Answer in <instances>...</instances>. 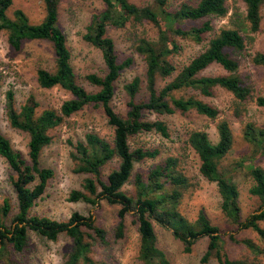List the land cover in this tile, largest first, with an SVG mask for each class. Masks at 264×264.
Returning <instances> with one entry per match:
<instances>
[{"label": "trees", "instance_id": "16d2710c", "mask_svg": "<svg viewBox=\"0 0 264 264\" xmlns=\"http://www.w3.org/2000/svg\"><path fill=\"white\" fill-rule=\"evenodd\" d=\"M45 15L39 23H31L21 9L9 17L7 10L12 0H0V32L7 33L8 42L15 49L28 39H46L51 42L54 53V70L45 68L37 70L39 86L51 88L60 86L67 90L71 97L62 102L59 111L45 109L35 115L36 102L29 99L21 106L20 111L14 107L13 92L6 93V113L10 125L29 134L28 158L16 150L10 141L0 132V155L14 173L11 179L15 193L17 211L12 223L6 218L11 213L12 204L5 197L0 202V259L9 258L10 248L20 252L28 241V230L31 229L42 237L56 240L65 233L72 240V245L62 264H104L95 260L90 252L95 242L106 244L105 230L96 225L91 216L73 212L68 220L58 221L47 216L32 215L30 210L35 201L44 193L48 180L54 171L40 165V153L44 146L51 142L49 129L58 125L64 117L79 111L84 106L93 104L100 106L108 124L113 128V139H107L96 133L85 134L84 140L74 144L71 156L75 160L74 171L89 174L82 183V190L74 189L69 194L70 201L82 200L95 205L98 200L105 199L110 204H118L117 223L114 237L120 239L125 235V216L132 212L137 224L139 245L137 257L142 264H170L166 254L157 246V237L152 224L156 220L161 226L172 231L175 238L183 244V252L190 253L193 245L201 237H207V247L201 256L202 262L214 257L220 264H264L258 256L264 249L251 238H236L232 233L229 239L241 243L248 255L230 258L223 247L219 228L199 210L195 220L191 221L179 210L178 205L183 190L190 186L188 177L178 169V160L172 156L153 166L146 177L136 174L134 178L135 192L126 193L122 187L129 180L134 164L145 158H154L156 149H131L129 137L142 131H156L167 137L168 130L161 120L149 121L143 118L145 110L157 114L186 112L197 113L215 118L218 110L201 99L175 97L174 90L192 87L197 88L205 96L212 95L214 87L219 86L230 91L237 99L244 100L250 94V88L236 74L238 61L231 57L226 49L241 50L245 43L238 28H223L212 37L207 47L194 56L178 74L161 88H157L158 76L166 77L173 73L175 67L170 56L179 50V44L171 35L189 37L200 41L202 36L212 29L205 17H222L227 13L225 0H199L195 5L183 2L174 10L167 9L169 0H153V5L137 6L129 0H101L104 9L94 14L83 38L99 48L106 66L104 75L89 73L86 80L97 86L96 92L87 91L76 80L71 65V54L66 45V37L58 25L59 0H42ZM245 5L243 29L252 33L259 29L261 22L260 8L264 0H242ZM148 21L157 27L156 39L138 37L133 48L145 61V87L148 93L146 100L136 101L135 96L140 89L139 77H133L124 85L129 97L128 110L125 116L119 115L111 106L114 95V82L121 72L133 64L132 57L119 59L115 51L113 39L107 34V27H123L127 21ZM190 22L184 27L182 23ZM242 27V26H241ZM253 61L264 63V53H257ZM212 63H218L227 74L199 75ZM259 105H264V96L257 98ZM218 140L213 143L205 131L190 132L188 142L200 160L199 172L209 181L215 182L221 198L220 208L226 220L236 229H251L260 238H264V208L247 217L241 216L239 191L233 177L219 168L220 160L232 149L233 134L226 120L217 124ZM243 138L250 147L251 158L243 160L253 180L249 193L258 197L264 205V168L253 162L257 154H264V128L251 123L246 124ZM118 158V166L110 170L106 179L101 177L102 167ZM10 246V248H9ZM252 255V256H251Z\"/></svg>", "mask_w": 264, "mask_h": 264}, {"label": "rangeland", "instance_id": "374dc122", "mask_svg": "<svg viewBox=\"0 0 264 264\" xmlns=\"http://www.w3.org/2000/svg\"><path fill=\"white\" fill-rule=\"evenodd\" d=\"M137 6L153 5V0H129ZM199 0H169L167 9L174 10L183 2L195 5ZM227 13L222 17H205L209 20L212 29L206 32L200 41L186 36L171 35L179 44V50L170 56L175 69L166 77L158 76L157 88L170 82L178 72L187 65L191 59L203 51L210 39L216 36L223 28H238L244 37V47L241 50L226 49L229 55L238 61L235 74L250 88V94L244 100L237 99L230 91L216 86L212 95L205 96L197 88L186 87L174 90L175 97L194 96L212 105L218 110L215 118H209L197 113L195 110L186 112L176 111L168 114H157L145 110L143 118L149 121L161 120L165 123L168 136L159 132L142 131L129 137L131 149L138 147L156 149L158 154L154 158H145L134 164L129 180L122 189L129 195L134 194V178L138 173L146 177L148 171L166 158L172 156L178 160V169L185 174L190 186L183 190L178 210L193 221L199 210H203L209 220L216 225L223 241V247L230 258L248 255L241 243L232 242L229 234L236 238H251L264 249V238H260L251 229L238 230L224 217L220 204L221 198L215 182L204 178L199 172L200 160L188 142L190 132L194 130L205 131L211 142L218 140L217 124L226 120L233 134V146L219 162V168L230 174L239 191V205L243 218L258 212L261 206L258 197L249 193L253 180L243 160L251 158L250 147L243 138L246 124L251 123L264 128V105L257 103L259 96H264V63L253 61L257 53H264V2L260 8L261 22L259 29L252 33L246 24L245 5L242 0H225ZM21 9L31 23H39L44 15L45 8L42 0H12L7 10L9 17L13 12ZM104 9L101 0H59L58 25L66 37V45L71 54V65L76 80L87 91L96 92L98 87L90 84L85 76L89 73L104 75L106 66L101 50L83 38L87 27L92 22L94 14ZM190 22L182 23L186 27ZM242 26V27H241ZM157 27L148 21L134 22L129 20L123 27H107V34L113 39L115 51L119 59L132 57L133 64L125 68L119 78L114 82V95L111 106L121 116L128 110L129 97L124 85L139 77L140 89L135 96L136 101L146 100L148 93L145 87L146 64L142 56L134 51V40L138 37L156 39ZM54 53L50 41L43 39L24 40L20 48L15 49L7 39V33L0 32V132L10 141L12 147L22 152L28 158L29 134L10 125L6 113V93L13 92L14 107L20 111L22 105L29 99L36 102L35 115L41 114L45 109L59 111L62 102L71 97V94L60 86L44 88L37 82V70L45 68L54 70ZM227 72L218 64L212 63L199 75H221ZM51 142L44 146L40 153V165L52 168L54 174L48 180L42 196L35 201L30 213L37 216H47L58 221H66L73 212L84 216H91L96 225L105 230L106 244L95 242L90 255L104 264H142L137 257L139 236L135 216L129 212L125 216V235L117 239L114 237V227L117 223L118 204H110L100 199L95 205L82 200L70 201L72 190H82V183L89 174L74 171L75 160L71 156L74 144L84 140L85 134L92 132L112 141L113 128L108 124L100 106L89 104L79 111L64 117L55 127L49 129ZM253 162L264 168V154H257ZM118 158H113L101 169V177L106 179L107 174L118 166ZM13 171L6 160L0 155V202L7 197L12 204L11 213L6 223H12L17 211L15 193L11 183ZM152 224L157 237V246L164 251L170 264H220L214 257L208 261L200 260L207 247V237L199 238L193 245L190 253L183 252L182 242L175 238L172 231L161 226L156 220ZM264 227V220L260 221ZM72 245L70 237L62 233L56 240H49L40 236L33 230H28L26 247L17 252L10 248L9 258L0 264H62ZM252 256V255H251ZM264 262V253L258 256Z\"/></svg>", "mask_w": 264, "mask_h": 264}]
</instances>
